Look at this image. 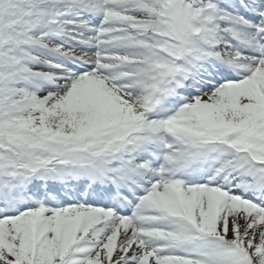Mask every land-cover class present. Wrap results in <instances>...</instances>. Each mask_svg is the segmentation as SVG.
Here are the masks:
<instances>
[{"label": "snow or ice", "instance_id": "snow-or-ice-1", "mask_svg": "<svg viewBox=\"0 0 264 264\" xmlns=\"http://www.w3.org/2000/svg\"><path fill=\"white\" fill-rule=\"evenodd\" d=\"M0 264H264V0H0Z\"/></svg>", "mask_w": 264, "mask_h": 264}]
</instances>
